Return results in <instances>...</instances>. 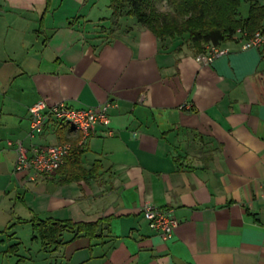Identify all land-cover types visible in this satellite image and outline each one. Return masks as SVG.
<instances>
[{
    "label": "crops",
    "instance_id": "1",
    "mask_svg": "<svg viewBox=\"0 0 264 264\" xmlns=\"http://www.w3.org/2000/svg\"><path fill=\"white\" fill-rule=\"evenodd\" d=\"M108 4L0 0V253L32 264H264L259 51L230 40L219 46L227 54L198 62L180 38L113 23ZM40 101L116 107L78 149L66 125L29 136L28 109ZM15 142L80 151L30 182L14 173ZM144 204L172 210L171 239L149 227ZM34 217L102 223L96 237L65 231L55 247L35 238Z\"/></svg>",
    "mask_w": 264,
    "mask_h": 264
},
{
    "label": "trees",
    "instance_id": "2",
    "mask_svg": "<svg viewBox=\"0 0 264 264\" xmlns=\"http://www.w3.org/2000/svg\"><path fill=\"white\" fill-rule=\"evenodd\" d=\"M248 1L245 17H240L238 12L241 0H166L165 11L159 10L156 0H108V7L113 23L121 17L133 18L158 39L180 38L201 54L207 45L221 46L229 42L238 29L250 36L264 28V8L259 0ZM77 150L72 148L64 162ZM81 171L91 174L95 168ZM29 223L35 238L42 244L60 247L65 231L94 238L102 222L73 223L34 217Z\"/></svg>",
    "mask_w": 264,
    "mask_h": 264
},
{
    "label": "built area",
    "instance_id": "3",
    "mask_svg": "<svg viewBox=\"0 0 264 264\" xmlns=\"http://www.w3.org/2000/svg\"><path fill=\"white\" fill-rule=\"evenodd\" d=\"M264 8V0H259ZM232 42L239 44L241 51L257 49L261 59L264 61V28L256 31L250 36L238 29L231 38ZM226 48L207 45L205 52L201 53L196 60L198 62H211L213 59L227 54ZM114 102H104L85 109H73L59 103L48 106L40 101L28 109L30 130L29 136H40L49 124L66 125L78 133L77 148L82 149L87 140L94 134L96 126L110 124L109 110L115 108ZM11 146V142H7ZM14 151L16 154L14 173H26L28 181L35 182L39 176H49L55 173L63 164L72 151V144L69 142L58 143L44 147L26 148L21 142H15ZM264 186V181L262 183ZM143 218L149 227L156 231L158 236L167 241L172 238L177 226L176 220L172 217L171 209H162L151 204H144L141 208Z\"/></svg>",
    "mask_w": 264,
    "mask_h": 264
},
{
    "label": "rangeland",
    "instance_id": "4",
    "mask_svg": "<svg viewBox=\"0 0 264 264\" xmlns=\"http://www.w3.org/2000/svg\"><path fill=\"white\" fill-rule=\"evenodd\" d=\"M258 1V0H256ZM156 5L159 8V10L161 11H165L167 10V5H166V0H156ZM248 6H249V1L248 0H241V5L239 8V16L240 17H245L247 15V10H248ZM130 20L136 22L133 18H131ZM263 26H264V22H263ZM30 234V228H25V231L20 230V237H24L26 239V235ZM3 241H5L6 243V235L3 236ZM12 242H10L11 245ZM0 246H1V241H0ZM0 264H32L31 260H19L18 258H15L13 255H9V257H4V254L2 255L0 253Z\"/></svg>",
    "mask_w": 264,
    "mask_h": 264
}]
</instances>
